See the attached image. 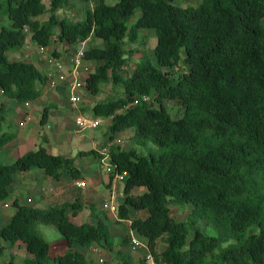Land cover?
I'll list each match as a JSON object with an SVG mask.
<instances>
[{"label": "trees", "instance_id": "16d2710c", "mask_svg": "<svg viewBox=\"0 0 264 264\" xmlns=\"http://www.w3.org/2000/svg\"><path fill=\"white\" fill-rule=\"evenodd\" d=\"M68 1L51 0L48 6L44 0H0V15L11 20L10 26L0 24L3 94L26 104L48 86L46 72L33 61L9 57L28 35L42 46L53 38L71 43L101 39V45L84 52L98 63L87 76V87L98 94L103 83L111 82L123 95L98 102L94 114L113 117L110 141L119 131H133L132 148L110 144L107 154L125 173L116 221H130L128 227L145 238L158 264H264V0H201L187 6L176 0H92L82 20L59 16ZM137 11L141 15L130 25ZM46 12L49 17L41 20ZM149 34L157 38L156 62L145 53L125 76L122 69L137 50L127 45ZM183 59L187 68L181 67ZM171 100L183 107L182 117H172ZM7 109L0 101V151L18 136L4 125ZM91 154L106 157L96 149L81 150L76 157ZM76 157L51 153L42 145L11 163L0 160V203L12 201L15 208L0 227V257L7 250L13 256L12 248L23 242L24 264H115L89 258L83 251L89 247L105 248L124 258L123 264H132L122 247L131 237L117 245L102 216L105 209L88 202L83 187L73 200L47 207L13 196L16 174L34 167L57 180L65 172L75 180L85 178ZM135 188L143 191L135 193ZM187 204L192 206L188 218L175 219L171 207ZM85 208L95 222L71 219ZM202 220L217 234L203 230ZM38 223L54 225L69 249L51 258L50 242L37 230Z\"/></svg>", "mask_w": 264, "mask_h": 264}, {"label": "rangeland", "instance_id": "374dc122", "mask_svg": "<svg viewBox=\"0 0 264 264\" xmlns=\"http://www.w3.org/2000/svg\"><path fill=\"white\" fill-rule=\"evenodd\" d=\"M111 3H115L116 0H108ZM44 2L50 6L51 0H44ZM177 4H181L184 6L193 4L198 5L201 0H176ZM93 6V1H84V0H69L67 4L58 11L59 16H67L73 20H82L85 17V13L88 7ZM141 15V11H137L136 15L133 16L129 24L132 25L135 23L136 19ZM49 17V12H46L39 16L41 20L47 19ZM5 23L6 25H11V20L8 17L0 15V24ZM58 32L59 29L57 28ZM147 34V32H145ZM147 36V37H146ZM140 37L136 42H129L127 45L128 48H136L137 50L134 52L130 63L126 65L122 69V73L127 76L131 74L132 70L135 68L137 62L141 59V57L148 53L153 60L156 62V55L154 52V47L157 43V38L152 35H146ZM102 40L97 38H90L81 43H71L69 41H59L53 40L51 44L48 46V53L50 54L52 51L64 49L65 53H67L68 47L72 49L83 48L84 50L92 45H101ZM29 46V47H28ZM9 57L11 59H21L33 61L38 67L43 68V62L45 58L39 53L38 48H36V44L32 42L31 37L28 35V39L23 47L17 50H10L8 52ZM185 54V53H184ZM85 63L89 65L91 70H95L98 66V63L92 60H88L85 58ZM188 67V64L183 59L181 61V67ZM123 95L122 91L119 88L114 87L111 82H106L102 84V89L98 94L92 93L89 89H84L82 92V101L79 104V107H73L65 92H62L60 89H55L49 87V85L44 89L43 95L31 102L29 106L25 104L18 103L14 98L6 97L2 90L0 89V101H3L7 104V119L4 122V125L7 130L20 133L21 137H28L29 135L34 136L37 128H38V144L34 149L39 148L40 146H45L51 153L54 154H63L70 156H77L81 150H92L96 149L100 153H105L109 151L110 144H118L124 149H130L134 145L132 143L131 136L133 135V131L131 129L119 131L114 135V138L109 140V125L112 122V116H96L94 114V106L108 97H117ZM15 100V101H14ZM12 101V103H11ZM51 103H57V106H50ZM49 108V115L46 123H42L41 119L43 113L46 108ZM168 108L173 118H180L184 115L183 107L176 101H168ZM82 113L87 117L91 118H99L102 120L101 125L98 128L89 129L86 128L84 130H80L78 125L76 124V117ZM24 122V125L21 124ZM31 141V139H30ZM30 143V142H29ZM28 143V144H29ZM28 144H23L20 142V151L25 150V147ZM136 148L140 151L142 150L140 146L135 145ZM105 156V155H104ZM0 160L6 163H9L10 160L6 159L3 155V151H0ZM15 159L12 158L11 162ZM105 162H110L109 157L107 159L98 160V158H94V155H86V156H78L76 157V163L80 166L82 165L86 170L95 169L96 176L93 174H88L86 178H83L87 181V185L85 188H88L89 182L93 184L97 183L98 192L94 193V195H87L88 202H96L100 208L103 207V203L107 198V193L109 191H114L117 199L116 202L119 204L124 198V182L125 180H118L114 182L115 186L109 187L105 182L106 179H114V175L111 172L107 171V166L104 164ZM92 167V168H91ZM92 172V171H91ZM87 174V173H86ZM125 174V173H122ZM111 176H113L111 178ZM26 186L22 191L24 195H27L31 192V187L26 181ZM39 184V183H37ZM42 185V184H40ZM111 189V190H110ZM142 188L135 190V193L142 192ZM42 192H46V190L42 189ZM86 196V195H85ZM109 196V195H108ZM61 197H58L54 204H58L61 201ZM9 205V204H8ZM105 209V208H104ZM7 210L14 211L15 208L11 206ZM90 210V209H89ZM192 210V206L187 204L186 206L173 205L171 207V214L177 220H185L188 218L190 212ZM112 215L110 219V226L112 234L115 236L116 242L118 246H121L122 239L126 237H131V242L129 244L123 245L122 247L126 251L128 255L132 258V264H147V254L149 250L147 246L143 243L145 239H141L140 236L135 232L133 233L134 237L138 241L133 240L132 231L126 225V222H117V214L110 212L109 210H104ZM86 213V212H85ZM142 212H139L138 215H141ZM145 214V212H144ZM80 219L86 220L88 217L86 214L81 215ZM202 229L207 231L209 234H217V230L210 225L207 220L201 221ZM37 230L44 235L48 241L52 244L55 240L63 239L66 240L65 237L61 235L58 229L54 225L38 223ZM257 230V226H253L252 231ZM144 240V241H143ZM233 240H229L223 243V245H228ZM164 246L163 240L158 241V249L161 250ZM18 247V246H16ZM92 247L90 248V250ZM15 252V247L12 248V251ZM20 250V251H19ZM87 251V256L92 258L93 255ZM17 254L14 253L11 256V250H7V254L3 257H0V262H8L10 259H13L11 264H24L25 252H22V249L17 250ZM99 254V255H98ZM95 257L99 260V258H103L104 261L112 260L115 264H123L124 258L116 257L111 251L100 247V252ZM115 256V257H114ZM102 263V262H101Z\"/></svg>", "mask_w": 264, "mask_h": 264}, {"label": "crops", "instance_id": "0c3cea01", "mask_svg": "<svg viewBox=\"0 0 264 264\" xmlns=\"http://www.w3.org/2000/svg\"><path fill=\"white\" fill-rule=\"evenodd\" d=\"M15 101V100H14ZM12 103V101H11ZM38 128L37 131L35 133L34 136L29 135L28 137H21L20 140V133L18 134L17 138L13 141H11L10 143H8L1 151H3V155L6 159L10 160L9 163H11L12 158H14L15 160L22 154L26 153L29 150L34 149L37 144H38ZM37 134V135H36ZM31 139V141H30ZM20 142H23V144H28L27 147H25V150L23 149V151H20ZM13 162V161H12ZM82 171L84 172L85 178L88 177V174H93L94 176H96V171L97 168L95 169H88L86 170L82 165H80ZM92 168V167H91ZM92 171V172H91ZM87 173V174H86ZM26 181L28 182V184L31 187V192L27 195H24V192L22 191V188L24 189L26 186ZM108 184L109 187H113L115 186L114 182H116L115 179H106L105 181ZM39 183V184H37ZM42 184V185H40ZM124 186V185H123ZM97 183L93 184L92 182H89V186L88 188L83 187L84 190V195L85 198H87V195H94V193L98 192L97 189ZM42 189L46 190V192H42ZM79 189H82V187L77 185V180H75L74 178H72V176L65 172L61 179H54L51 176H49L44 169L39 168V167H34L28 171H24L22 173H18L15 176V182L13 184V188H12V194L14 197H18L20 199V202L22 203H28V204H34L40 207H47L50 205H54V202H56L58 197H61V201H69V200H73L75 198L76 195H78L79 193ZM139 188H135V190H138ZM141 189V188H140ZM143 189V188H142ZM111 190V189H110ZM143 191V190H142ZM111 191H109L110 194ZM107 193V196L109 195ZM59 201V202H61ZM12 202V201H11ZM11 202L8 203L9 205L6 206L5 203H0V227H2L4 224H6L11 216L13 215L14 211H9L7 210L8 208H10ZM86 212V213H85ZM87 215V219H80L81 215ZM102 216L104 217V219L106 221L109 222L110 224V219H108L105 214L103 213ZM71 219L77 223H82L85 221H91V222H95L96 218L94 216H91L90 214V210L88 208H85L80 214H78L77 216L71 217ZM114 219L111 218V221H113ZM115 221V220H114ZM127 224V226L129 225L130 221H125ZM130 228V227H129ZM132 231V234L135 233L134 230L130 229ZM141 238V237H140ZM141 239H145V238H141ZM144 241V240H143ZM146 242V240H145ZM18 246V247H16ZM15 246V252L17 254V250L18 249H22V252H25V256L28 254L26 251V246L23 242H19L17 243V245ZM69 244L67 242V240H63V239H59V240H55V242H53L52 244L50 243V252L49 255L51 258H55L57 255L64 253L66 250L69 249ZM90 250V247L84 248L83 251L86 252ZM20 251V250H19ZM90 252L92 253L93 257L92 258H96L95 255H97L93 249L90 250ZM95 254V255H94Z\"/></svg>", "mask_w": 264, "mask_h": 264}, {"label": "built area", "instance_id": "2783aa9c", "mask_svg": "<svg viewBox=\"0 0 264 264\" xmlns=\"http://www.w3.org/2000/svg\"><path fill=\"white\" fill-rule=\"evenodd\" d=\"M29 47V46H28ZM36 48H38L39 53L45 58L43 62V68L48 76V85L51 88L60 89L62 92H65L70 104L73 107H79V104L82 101V92L84 89H88L87 87V76L93 71L89 68V65L85 63L83 48L72 49L68 47L67 53H65L64 49H58L56 51H52L50 54L48 53V46L38 45L36 43ZM57 52V53H56ZM145 99H149L148 96H145ZM138 102V99L134 101ZM31 102H27L25 105L29 106ZM102 120L99 118H91L87 117L80 113L76 117V124L80 128V130H84L86 128L94 129L98 128L101 125ZM24 125V122H21ZM108 152H106V157L108 158ZM107 166V171L113 172L114 179L125 180V174L116 170V166L111 162L104 163ZM77 185L80 187H85L87 185V181L84 179L77 180ZM117 196L114 191H111L109 196L105 199L103 203V207L114 214L118 212L119 204L116 202ZM8 206V203H5ZM132 238L134 241H138L134 235L132 234ZM146 246L147 243L143 242ZM148 249V246H147ZM93 251L95 253L100 252L99 247H94ZM100 262H103V258H99ZM147 264H158L155 261L153 255L149 252L147 254Z\"/></svg>", "mask_w": 264, "mask_h": 264}]
</instances>
